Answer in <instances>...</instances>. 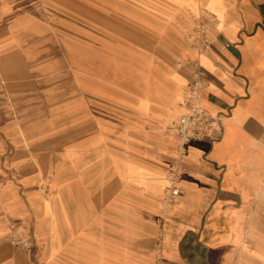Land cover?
<instances>
[{
  "label": "rangeland",
  "instance_id": "rangeland-1",
  "mask_svg": "<svg viewBox=\"0 0 264 264\" xmlns=\"http://www.w3.org/2000/svg\"><path fill=\"white\" fill-rule=\"evenodd\" d=\"M13 3H18L16 11ZM192 5L193 0H0V57L9 61L8 75L0 66V84L9 85L6 120L18 146V155L5 157L15 168L6 178L22 186L26 203L34 191L42 199L60 192L53 200L56 215L63 214L64 195L74 205L84 204L91 218L85 227L98 228L105 255L111 245L127 240L146 249L144 236H126L127 228L143 226L141 219L109 215L111 180L122 193L118 204L123 210L126 158L161 166L159 158H143L146 146L157 150L158 145V139L147 141L143 131L178 133L175 125L184 112L172 118L166 114L163 86L175 72L187 76V110L194 78L187 54L201 51L197 38L202 29L209 28L211 37L218 30L213 14L195 13ZM128 126L138 130L137 139L126 138ZM175 164L165 168L167 183ZM4 180L0 177V187ZM95 190L102 193L103 214L95 215L96 225ZM166 200L163 204L169 205ZM27 218L20 228L33 241L37 220ZM155 220L161 223L162 216ZM60 229L55 224L53 239ZM34 240L37 250L26 249L31 257L42 246ZM162 245L157 237L154 248L161 251Z\"/></svg>",
  "mask_w": 264,
  "mask_h": 264
},
{
  "label": "crops",
  "instance_id": "crops-1",
  "mask_svg": "<svg viewBox=\"0 0 264 264\" xmlns=\"http://www.w3.org/2000/svg\"><path fill=\"white\" fill-rule=\"evenodd\" d=\"M192 6L195 13L206 9L216 16L218 30L206 49L190 51L187 57L193 60V71L203 72L201 103L221 118L219 128L192 140L185 154L179 149V133L144 130L146 140L158 139V145L157 150L146 146L143 158H159L161 166L126 158L123 210L118 204L122 193L111 180L109 215L141 219L143 226L127 228L126 236H144L146 249L127 240L111 245L105 255L98 228L85 227L91 218L84 204L74 205L64 195L63 214L56 215L53 200L60 192L42 199L30 191L29 202L23 200L22 186L6 178L15 168L5 157L18 155V146L6 120L9 85L0 84V177L5 178L0 187V264H264V0H193ZM11 7L16 11L18 3ZM8 62L0 57L6 75ZM171 80L165 82L160 101L172 118L186 109L187 76L175 72ZM126 132L127 139H137L135 127ZM173 161L186 172L176 202L164 205L165 168ZM92 200L96 225L95 215H103L101 191L95 190ZM156 215L162 216L161 223ZM27 217L36 218L33 238L42 243L33 257L26 249L37 248L34 239L29 245L12 241L11 224ZM59 223L58 238L53 239ZM157 237L163 238L161 251L154 248Z\"/></svg>",
  "mask_w": 264,
  "mask_h": 264
},
{
  "label": "built area",
  "instance_id": "built-area-1",
  "mask_svg": "<svg viewBox=\"0 0 264 264\" xmlns=\"http://www.w3.org/2000/svg\"><path fill=\"white\" fill-rule=\"evenodd\" d=\"M212 17L214 16L212 15ZM201 25H204V23ZM211 35L209 34V28L208 30H201V34L197 38V44L201 50L200 52L204 51L210 43ZM194 76L195 77L193 78L191 89L192 93L190 95V99L187 102V110L180 116L175 125V129L178 131L181 137L179 148L182 154L186 153L188 144L192 140L200 139L207 134L214 133L219 128L221 118L220 115L210 112L201 103L200 88L203 85L202 70L196 69L194 71ZM185 172L186 168L180 163L175 164L168 169L166 201L169 205L174 204L181 193L180 181ZM11 227L14 231L12 235V241L15 244L29 245L31 243V234H28L29 231L21 229L19 222H13Z\"/></svg>",
  "mask_w": 264,
  "mask_h": 264
},
{
  "label": "bare ground",
  "instance_id": "bare-ground-1",
  "mask_svg": "<svg viewBox=\"0 0 264 264\" xmlns=\"http://www.w3.org/2000/svg\"><path fill=\"white\" fill-rule=\"evenodd\" d=\"M201 10H205V11H207V13L213 14V13L209 12V11H208V10H206V9H201ZM213 16H214V17H215V19H216V16H215L214 14H213ZM185 111H186V109H185L183 112H185ZM183 112H182V113H183ZM182 113H181V114H182Z\"/></svg>",
  "mask_w": 264,
  "mask_h": 264
}]
</instances>
